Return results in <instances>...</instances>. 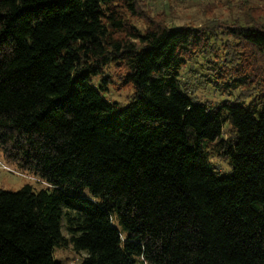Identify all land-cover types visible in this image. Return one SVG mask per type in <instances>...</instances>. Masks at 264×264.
<instances>
[{
  "label": "trees",
  "instance_id": "trees-1",
  "mask_svg": "<svg viewBox=\"0 0 264 264\" xmlns=\"http://www.w3.org/2000/svg\"><path fill=\"white\" fill-rule=\"evenodd\" d=\"M239 14L141 28L139 0H0V154L46 184L0 189V264H264V11Z\"/></svg>",
  "mask_w": 264,
  "mask_h": 264
},
{
  "label": "rangeland",
  "instance_id": "rangeland-1",
  "mask_svg": "<svg viewBox=\"0 0 264 264\" xmlns=\"http://www.w3.org/2000/svg\"><path fill=\"white\" fill-rule=\"evenodd\" d=\"M259 6L264 11V0H139L141 17L137 20L139 27L147 26L149 20L160 17L168 24L176 26L193 25L200 26L213 19H231L239 16V7L247 8ZM195 69L196 64H192ZM104 72L113 80L106 97L111 101H117L122 106L128 101L132 90L129 87L121 86L123 71L118 70L115 65H109ZM125 73V72H124ZM195 96L204 100H212L215 103L233 101L237 92H226L217 88L211 83L198 87ZM226 127V134L229 133ZM216 167L218 175H225L230 171L227 162L223 159H211ZM31 184L36 189L46 186L36 175L23 171L15 164L8 163L0 154V189L7 191H18L24 185ZM86 256L84 252L77 253L73 247L60 249L56 248L54 259L67 264H79Z\"/></svg>",
  "mask_w": 264,
  "mask_h": 264
}]
</instances>
